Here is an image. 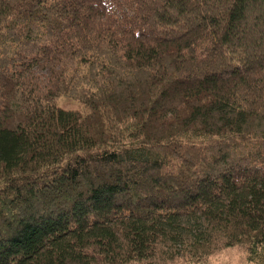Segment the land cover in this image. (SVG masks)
Segmentation results:
<instances>
[{"label": "trees", "instance_id": "16d2710c", "mask_svg": "<svg viewBox=\"0 0 264 264\" xmlns=\"http://www.w3.org/2000/svg\"><path fill=\"white\" fill-rule=\"evenodd\" d=\"M215 236L264 264V0H0V264Z\"/></svg>", "mask_w": 264, "mask_h": 264}, {"label": "rangeland", "instance_id": "374dc122", "mask_svg": "<svg viewBox=\"0 0 264 264\" xmlns=\"http://www.w3.org/2000/svg\"><path fill=\"white\" fill-rule=\"evenodd\" d=\"M58 105L69 111L79 110V105L75 102H72L65 97L58 99ZM186 234L193 235L189 229H197L195 222L187 224ZM191 239V237H188ZM214 240V251L210 259L206 264H250L247 260L245 249L241 247H230L227 245V241L223 237L215 236ZM179 253L182 254V251L185 250V245L182 248H178ZM179 254V256H181ZM165 257L168 256V253L164 250ZM163 255L153 260L150 264H187L182 258L177 257L176 259L167 260Z\"/></svg>", "mask_w": 264, "mask_h": 264}]
</instances>
